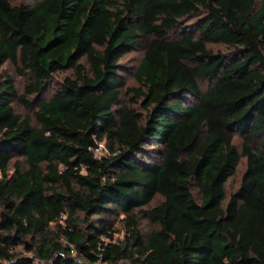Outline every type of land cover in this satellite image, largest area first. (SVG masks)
<instances>
[{
  "label": "trees",
  "instance_id": "16d2710c",
  "mask_svg": "<svg viewBox=\"0 0 264 264\" xmlns=\"http://www.w3.org/2000/svg\"><path fill=\"white\" fill-rule=\"evenodd\" d=\"M123 263L264 264V0H0V264Z\"/></svg>",
  "mask_w": 264,
  "mask_h": 264
},
{
  "label": "rangeland",
  "instance_id": "374dc122",
  "mask_svg": "<svg viewBox=\"0 0 264 264\" xmlns=\"http://www.w3.org/2000/svg\"><path fill=\"white\" fill-rule=\"evenodd\" d=\"M13 4H20V3H25L27 0H9ZM32 2V1H30ZM186 20V24H192V20ZM215 50H219L224 52L225 50L221 47H215ZM145 53V44L142 43L140 46L135 48L134 50L130 51L127 55L124 56V58L120 61V68H119V76L120 79L124 82L125 86L121 91V105L131 109L137 114L144 115L145 110L142 105V99L136 97L137 90L140 89V85L135 79V72L141 62V60L144 57ZM1 73L5 77H11L15 81V86L18 91L19 95L24 94L25 92V86L28 83V77L26 75L20 76L18 74V66L14 65L10 62L6 63L2 70ZM73 71H67L63 73H58L54 76V88L55 87H60L64 79L70 76H73ZM52 93H48L45 96V99L48 100L52 95ZM32 101L35 100V96H32L30 98ZM137 99V100H136ZM13 107L16 111V113H19L21 115H32V110L31 109H26L24 106L20 105L18 102H15L13 104ZM235 144L238 147V150L240 153H242L243 150V144H244V138L241 137L240 135H235ZM100 151L101 154L99 157L107 155L108 150L106 149V146L104 144L100 145ZM246 168V160L242 159L241 163L238 168L237 174L230 178L229 181L226 184V190H227V196L231 194L234 190L237 189V187L240 184L242 174ZM121 218V217H120ZM120 219L118 218L116 220V227L118 229V232L115 234V239H123L124 238V230L122 228V225L119 221ZM142 226L144 228V232L149 234L153 230H155V227L151 226L147 221L142 222ZM125 264V263H123ZM128 264V263H126Z\"/></svg>",
  "mask_w": 264,
  "mask_h": 264
},
{
  "label": "built area",
  "instance_id": "2783aa9c",
  "mask_svg": "<svg viewBox=\"0 0 264 264\" xmlns=\"http://www.w3.org/2000/svg\"><path fill=\"white\" fill-rule=\"evenodd\" d=\"M100 150H101L100 149V145L97 148L94 149L95 156H98L99 157V155L101 154V151Z\"/></svg>",
  "mask_w": 264,
  "mask_h": 264
}]
</instances>
